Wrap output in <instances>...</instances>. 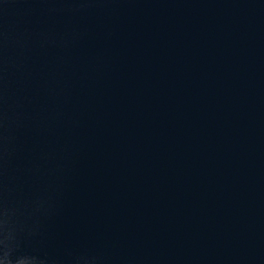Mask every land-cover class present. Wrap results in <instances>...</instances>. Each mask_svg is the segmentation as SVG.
Wrapping results in <instances>:
<instances>
[{"label":"water","instance_id":"water-1","mask_svg":"<svg viewBox=\"0 0 264 264\" xmlns=\"http://www.w3.org/2000/svg\"><path fill=\"white\" fill-rule=\"evenodd\" d=\"M0 264H264V0H0Z\"/></svg>","mask_w":264,"mask_h":264}]
</instances>
